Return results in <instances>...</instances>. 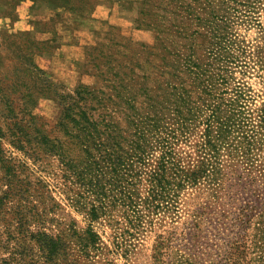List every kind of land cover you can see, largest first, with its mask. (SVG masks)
I'll list each match as a JSON object with an SVG mask.
<instances>
[{"label":"trees","instance_id":"1","mask_svg":"<svg viewBox=\"0 0 264 264\" xmlns=\"http://www.w3.org/2000/svg\"><path fill=\"white\" fill-rule=\"evenodd\" d=\"M26 1L0 0V17L17 20ZM30 1L31 8L44 2L72 13L75 27L95 7L93 0ZM195 1L203 6L139 1L136 26L154 32V41H133L112 26L98 32L80 66L95 82H81L73 92L36 63L53 43L32 31L0 30L6 264L24 263L28 253L21 251H32V244L39 264H67L69 250L70 264H114L96 223L113 230L118 246L119 238L152 229L156 220L180 219L184 202L190 208L184 236L211 233L223 241L205 242L202 261L213 255V264H264V27L258 15L264 0ZM242 6L254 10L239 23H253L250 40L233 18ZM42 99L60 106L57 121L36 113ZM51 177L70 207L86 216V228L59 216ZM165 242L155 247L156 260L168 253ZM175 264L200 263L190 256Z\"/></svg>","mask_w":264,"mask_h":264},{"label":"rangeland","instance_id":"2","mask_svg":"<svg viewBox=\"0 0 264 264\" xmlns=\"http://www.w3.org/2000/svg\"><path fill=\"white\" fill-rule=\"evenodd\" d=\"M184 2H191L194 8L199 9L200 6L196 3L195 0H183ZM205 2V0H200ZM32 2L30 0L22 3L19 8L17 9V20H11L9 18L0 17V30L1 29H9L13 32L19 31H43V30H50L54 29L57 31L64 29V27L74 28V25L69 21L64 13H61L53 20L50 18H45L41 21V25H34L33 21L26 16V12L30 7H32ZM242 11L237 12V16H233L236 20L239 19V22H236V26H238V32L241 35L247 36V39H253L256 37V28L253 26V23L250 24L249 22L244 23L239 26V23H242V20L246 19L248 7L242 6ZM15 14V16H16ZM257 14H253L256 16ZM258 15L260 16V23L264 27V11L259 10ZM243 18V19H242ZM248 20H252L249 18ZM46 24V25H44ZM110 27H104V31H107ZM120 34L132 39L136 42H146L152 43L154 41V32L150 30H139L137 26L130 28V29H118ZM53 35V33H52ZM39 36L45 37V35L40 34ZM54 36V35H53ZM54 39V38H53ZM77 42V41H76ZM79 43V42H77ZM95 43V40L83 41L81 44L84 47L91 46ZM52 52V51H51ZM50 52V53H51ZM42 63V62H41ZM84 83L86 85H93L95 82V78L92 75L85 74L84 71L81 72L79 75L75 86L64 85L68 91L73 92L79 83ZM249 84L253 85L255 89L259 88L256 78L249 79ZM61 108L55 102L42 99L39 101V104L36 109V113L43 115L49 121L55 122L58 120L60 116ZM50 184V188L53 191V195L55 198L62 204V209L59 210V216L64 219V222H68L69 216H72L78 220V227L86 228L89 224L87 221L86 216L83 214H79L72 207L69 205V200L67 199L66 195L63 193V186L61 185L58 179L51 177L47 179ZM189 206L186 202H184L181 206V218L175 219L174 221L170 217H164L162 220H156V223L152 226V229L148 228L146 231L137 234L135 236L128 235L126 238H119L120 244L114 245V232L108 226H103V223H96L95 228L103 234V238L106 243L109 244L111 252L107 255V258L114 262V264H175L176 260L182 258H189L190 256L195 259V261L199 262L200 264H213V255H211L207 261H202L205 259V254L207 250V245L205 242L208 240H212L213 243L217 245L222 244V239H216L212 236V234H201L198 238L191 239L190 236H184V230L186 227V221L189 219ZM52 216V214H51ZM50 216V218H51ZM9 216H2L0 215V233L6 230L7 222L9 221ZM51 224V223H50ZM50 224H48L50 226ZM47 225V226H48ZM55 227V226H53ZM203 227H206L203 225ZM34 230L36 227H32ZM6 236H3L5 238ZM161 240H166V250L168 253H164L163 256H159V260H156L155 247L158 245V242ZM168 240V241H167ZM12 246H15L12 243ZM26 245H29L26 242ZM32 251H28V247L26 246L23 251L25 255L28 253L26 261L22 264H31V260L33 258L32 264H39L38 260H40V255L38 253L37 247L33 244ZM9 247V246H8ZM22 246L21 248H23ZM10 248V247H9ZM12 248V247H11ZM69 254L66 257L67 264L73 259L70 250L68 251ZM208 252V250H207ZM217 254V253H216ZM208 255V253H207ZM10 256V249L0 244V264H6L5 260L8 259ZM215 256V255H214ZM216 257V256H215ZM31 258V259H30ZM99 259V258H97ZM73 262V261H72ZM72 264V263H71Z\"/></svg>","mask_w":264,"mask_h":264},{"label":"crops","instance_id":"3","mask_svg":"<svg viewBox=\"0 0 264 264\" xmlns=\"http://www.w3.org/2000/svg\"><path fill=\"white\" fill-rule=\"evenodd\" d=\"M93 1L95 7L92 15L81 19L76 27H64L55 36L46 31L38 30L34 33L38 40L50 41L55 46L51 53L38 55L36 63L56 82L75 86L80 75V66L85 59V47L81 42L94 40L98 32L103 31L106 26L120 29L136 26L137 3L141 0ZM58 13H64L70 20L75 16L62 8L44 2L36 3L34 8L30 7L26 16L35 23L47 17L52 18ZM40 34L45 37L39 36Z\"/></svg>","mask_w":264,"mask_h":264}]
</instances>
